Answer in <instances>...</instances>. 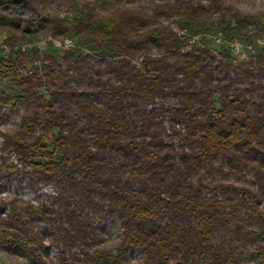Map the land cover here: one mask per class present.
I'll return each mask as SVG.
<instances>
[{
    "label": "trees",
    "instance_id": "16d2710c",
    "mask_svg": "<svg viewBox=\"0 0 264 264\" xmlns=\"http://www.w3.org/2000/svg\"><path fill=\"white\" fill-rule=\"evenodd\" d=\"M140 1L98 0L103 10L88 14L72 2V19L42 17L75 45L39 65L37 52L13 49L19 22L0 14L11 48L0 110L20 114L16 130L0 131V190L24 176L55 184L37 205L0 198V245L24 264H52L51 246L60 264H124L126 252L142 264H260L264 47L236 62L189 43L199 32L251 41L264 15L222 0ZM17 2L40 16L50 0H0ZM112 216L123 229L116 253L97 244Z\"/></svg>",
    "mask_w": 264,
    "mask_h": 264
},
{
    "label": "rangeland",
    "instance_id": "374dc122",
    "mask_svg": "<svg viewBox=\"0 0 264 264\" xmlns=\"http://www.w3.org/2000/svg\"><path fill=\"white\" fill-rule=\"evenodd\" d=\"M75 2L79 6H83L84 12L88 14L89 12L99 11L102 7L98 4V0H50V2L41 8L40 16L39 13H32L29 8L20 2L14 4H1L0 3V14L17 20L19 22L20 31L14 33L17 43L14 46V50H21L24 48L23 52H37V58L35 59V64L39 65L40 61H43L46 56H56L60 59L63 58V54L75 45V40L72 37L66 38L64 40L52 37L45 31V23L42 20L44 16L52 17H65L68 19L73 18V11L71 9V3ZM140 0H121V5L127 7H139L141 6ZM223 6L226 9L231 10V12H239L242 15H253L261 16L264 15V0H222ZM205 3V2H204ZM203 3V4H204ZM107 7V6H106ZM104 8V7H103ZM103 10V9H102ZM213 18L216 19L219 16L217 9L211 13ZM32 22L27 25V22ZM187 34L188 31L180 32V34ZM264 37V34L257 36ZM251 41L239 40L242 43H251ZM9 41L8 31L5 28L0 27V59H6L9 52L6 51L7 42ZM197 44L198 46H205L213 51L217 55L221 50H228L234 61L240 62L245 60L250 55L256 52L244 51L241 53H235L232 51L230 46L226 43L221 45V37L218 33H207L199 32L195 33L191 38L189 44ZM22 51V50H21ZM28 70H31L30 66H27ZM28 72H24L28 74ZM5 91H8L9 83L3 81L0 85ZM0 114H3L4 120L0 126V131L4 133H12L17 129L20 122V114L13 113L7 108H2ZM2 138L0 137V145ZM4 164H12L17 162V159L13 156H4ZM19 164V163H18ZM19 166H21L19 164ZM29 171V168H26ZM0 171H4V168H0ZM4 189L0 190V198L9 201L11 198L16 197L23 202H31L34 205L40 204L47 194H53L55 191V184L51 183L49 185H43L37 180L31 181L28 176H24L20 180H14L10 178L9 180H3ZM234 182V178L228 179L227 184ZM210 196L219 195L220 188L212 189ZM114 229H121V224L117 220L116 216L106 218L99 226L98 232L100 234V239L97 242L98 246L104 244V234H110ZM262 244H264V238L262 239ZM49 260L53 264V259L57 260V250L55 247H50L48 252ZM138 259L140 264H142V259L138 253H125L124 264H130L131 260ZM256 259V257H255ZM26 261L16 255L11 254L6 251L0 245V264H24ZM257 263L264 264V259H256ZM58 264H60L58 262Z\"/></svg>",
    "mask_w": 264,
    "mask_h": 264
},
{
    "label": "clouds",
    "instance_id": "9594fccd",
    "mask_svg": "<svg viewBox=\"0 0 264 264\" xmlns=\"http://www.w3.org/2000/svg\"><path fill=\"white\" fill-rule=\"evenodd\" d=\"M122 231L123 229H114L110 234H104L105 242L103 245H101V248L105 251L116 253L122 243ZM53 264H58V260L53 259ZM130 264H140V261L138 259H133L131 260Z\"/></svg>",
    "mask_w": 264,
    "mask_h": 264
},
{
    "label": "built area",
    "instance_id": "2783aa9c",
    "mask_svg": "<svg viewBox=\"0 0 264 264\" xmlns=\"http://www.w3.org/2000/svg\"><path fill=\"white\" fill-rule=\"evenodd\" d=\"M222 41V40H221ZM227 44L230 46L233 52L235 53H243L244 51L254 52L255 49H259L264 47V37H259L252 41L251 43H242L239 40H233L230 42H227ZM22 51H24V48H21ZM6 51L10 53L11 48L7 42Z\"/></svg>",
    "mask_w": 264,
    "mask_h": 264
}]
</instances>
